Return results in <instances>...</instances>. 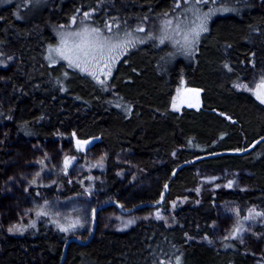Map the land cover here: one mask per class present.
Returning a JSON list of instances; mask_svg holds the SVG:
<instances>
[{"label":"trees","instance_id":"1","mask_svg":"<svg viewBox=\"0 0 264 264\" xmlns=\"http://www.w3.org/2000/svg\"><path fill=\"white\" fill-rule=\"evenodd\" d=\"M176 1L47 0L24 20L16 17L15 4L0 8V46L4 53L19 58L9 75V105L0 113V124L17 125L27 139L48 140L57 134L100 136L110 152L130 148L134 162L146 169L141 172L136 167L143 183L140 190L131 192L127 187L130 177L120 179L113 161L104 165L107 177L96 186L105 198L115 197L123 209L159 201L167 183L170 194L195 184V165L181 169L171 179L176 163L170 151L181 142L185 141L188 153H182L180 160L190 154L250 146L264 136V110L250 97L230 88L229 77L222 80L221 75L225 71L240 81L264 68V0H252L255 6L241 18L217 17L210 24L212 30L197 65L194 61L185 64L181 59H164L148 48L135 51L133 57H123L115 70L114 96L102 88L94 92L79 82H74L69 91L65 83L68 78L42 80L43 75L31 67L33 55L43 44L47 47L53 42L57 29L68 25L79 13L89 14L97 26L116 22L125 30H146L172 13ZM177 78L179 86L185 83L189 88L196 85L205 89V107L232 114L239 125H227L205 112L185 113L181 118L170 115L166 105ZM114 104L119 106L115 108ZM4 153L0 151V156ZM158 157H165L169 163L154 166L152 161ZM205 164L248 169L255 174L254 180L246 181L251 190L201 193L177 207L174 227L160 221H138L124 231L98 228L97 237L88 245L69 246L63 264H249L240 247L232 242L216 254L196 244L189 246L188 237L203 238L212 233L216 203L232 201L243 213L252 208L264 212V142L245 156H222ZM56 189L37 187L35 198L40 202L53 200L58 196ZM77 190L75 185L67 187L71 195ZM106 212L125 217L114 207ZM58 238V232L44 219L21 237L7 235L0 220V264H60L64 243Z\"/></svg>","mask_w":264,"mask_h":264},{"label":"rangeland","instance_id":"2","mask_svg":"<svg viewBox=\"0 0 264 264\" xmlns=\"http://www.w3.org/2000/svg\"><path fill=\"white\" fill-rule=\"evenodd\" d=\"M46 2L47 0H0V8L15 4L16 17L24 20L26 15H31ZM222 2L177 0L172 13L163 16L146 30L140 27L125 30L116 22L97 26L91 21L89 14L79 13L68 25L57 29L53 42L47 47L43 44L37 54L33 55L31 67L36 74L43 75L42 80L49 77L61 80L68 78L65 83L69 91L74 82H79L86 84L94 92H99L102 88L114 96L117 93L115 78L118 73L115 70L123 61V57H133L148 48L147 50L159 54L160 57L165 56L164 59H181L185 64L194 61L197 65L203 45L212 30L210 24L220 16L241 18L249 7L255 6L252 0ZM85 41L90 44H105L106 47L102 53L91 49V54L84 56L76 50V45ZM110 45L118 47L109 52ZM65 56L69 58L66 59ZM18 62V56L4 53L0 46V113L8 109L9 75ZM224 74L221 75L222 80L229 77L230 88L233 87L250 97L259 109L264 110V102L258 98V95L264 98V87H261L264 85V68L240 81L225 71ZM122 82L125 83L126 80L123 79ZM177 82L178 78L166 105V111L170 115L181 118L185 113L198 115L205 112L214 114L227 125H239L232 114L205 107V89L200 86L192 85L190 88L200 91L201 108L191 110L183 106L180 95L186 91L187 86L185 83L179 86ZM114 105L115 108L119 106ZM85 142L91 144L83 151L78 150V144ZM247 148L243 145L242 148L233 150L219 149L216 153L239 152ZM2 150H5V153L3 157L0 156V165L4 160L0 166V220L9 236H24L35 223L44 219L58 232V241L65 244L68 239L76 238L86 242L92 230L93 210L101 204L116 201L113 196L105 198L96 187L98 182L107 177L104 165L112 161L118 165L120 179L124 181L130 177L127 187H131L132 193L139 191L143 186L136 167L141 172L146 169L134 162V152L130 148L110 152L100 136L57 134L48 140L27 139L20 133L17 125L0 124V151ZM182 153H188L185 141L170 151V158L176 163L172 167L173 171L179 165L202 156L190 154L189 158L180 160ZM208 160L210 159L194 164L195 184L184 186L175 193L168 192L163 204L158 208L142 210L123 218L113 212H106L105 209L97 215L99 230L124 231L138 221H160L168 227H174V212L177 207L190 202L201 193L216 195L221 191L251 190L246 181L254 180L253 172L233 168L231 165L211 167L210 164H205ZM152 162L156 167L169 163L165 157L155 158ZM147 168L151 169L149 166ZM69 185L78 188L75 194L67 193ZM45 186L57 187L58 196L48 202H40L36 200L34 190ZM215 208L217 219L212 226V233L203 238L188 237L189 246L196 244L220 254L221 248L232 242L240 247L241 254L249 264H264V212L252 208L243 213L239 205L232 201L216 203ZM96 237L97 234L94 239Z\"/></svg>","mask_w":264,"mask_h":264},{"label":"water","instance_id":"3","mask_svg":"<svg viewBox=\"0 0 264 264\" xmlns=\"http://www.w3.org/2000/svg\"><path fill=\"white\" fill-rule=\"evenodd\" d=\"M185 96H186V101L184 102V106L188 109L191 110H199L202 106V101H201V93L198 89H194V88H190L188 90L185 91ZM264 142V137L259 138L257 140H255L247 149L243 150V151H239V152H219V153H212V154H206V155H202L201 157L197 158V159H193L191 161H188L186 163H183L181 165H179L173 172L171 175V178L173 179L176 174L183 168L188 167V166H192L195 163H198L201 160H207V159H213V158H217V157H222V156H242V155H246L248 153H250L258 144ZM91 144V142H85V143H79L78 145V149L80 151H83L85 148H87L89 145ZM169 192V183L166 184V186L164 187V190L161 194V197L159 199V201L155 202V203H142L139 204L131 209H123L121 207V205L117 202V201H112V202H108V203H104L101 204L99 206H97L92 213V230H91V234L89 236V239L86 242H82L76 238H70L68 239L65 244H64V248H63V255H62V260L60 262V264H63V261L66 257L68 248L70 245L74 244V245H78V246H86L88 245L90 242L93 241L94 237L97 234V229H98V224H97V215L99 213H101L102 211H104L105 209L109 208V207H114L119 213L123 214V215H130L133 214L135 212H139L142 210H146V209H155L160 207L163 202L165 197L167 196Z\"/></svg>","mask_w":264,"mask_h":264},{"label":"snow or ice","instance_id":"4","mask_svg":"<svg viewBox=\"0 0 264 264\" xmlns=\"http://www.w3.org/2000/svg\"><path fill=\"white\" fill-rule=\"evenodd\" d=\"M105 47H106L105 44H90L89 42L85 41L83 44L76 45V50L80 54L84 56H88L91 54V51H90L91 49H96L97 51H100L102 53ZM116 47H118V45H110L108 46V51L109 52L114 51ZM61 54L63 55V53ZM65 58L68 59L69 57L65 56ZM70 63H71V60H70ZM76 66L79 67V64H77ZM91 74L95 75L94 73H91ZM261 87H264V85H262ZM258 98H261V101L264 102V98L260 97L259 95H258Z\"/></svg>","mask_w":264,"mask_h":264},{"label":"flooded vegetation","instance_id":"5","mask_svg":"<svg viewBox=\"0 0 264 264\" xmlns=\"http://www.w3.org/2000/svg\"><path fill=\"white\" fill-rule=\"evenodd\" d=\"M188 88H189V87H187L186 90H188ZM189 89H190V88H189ZM184 93H185V91L182 92L181 95H180V102H181L183 105H184V102H185L186 99H187Z\"/></svg>","mask_w":264,"mask_h":264},{"label":"bare ground","instance_id":"6","mask_svg":"<svg viewBox=\"0 0 264 264\" xmlns=\"http://www.w3.org/2000/svg\"><path fill=\"white\" fill-rule=\"evenodd\" d=\"M79 150V149H78ZM108 203V202H107Z\"/></svg>","mask_w":264,"mask_h":264}]
</instances>
